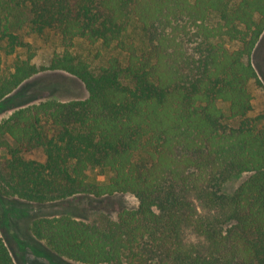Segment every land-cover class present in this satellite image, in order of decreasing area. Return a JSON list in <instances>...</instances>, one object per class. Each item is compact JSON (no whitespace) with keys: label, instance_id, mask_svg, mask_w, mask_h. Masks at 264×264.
Instances as JSON below:
<instances>
[{"label":"trees","instance_id":"1","mask_svg":"<svg viewBox=\"0 0 264 264\" xmlns=\"http://www.w3.org/2000/svg\"><path fill=\"white\" fill-rule=\"evenodd\" d=\"M24 26L57 34L63 50L0 66V101L47 71L76 76L88 96L21 106L0 123V192L139 200L116 218H37L38 239L88 264H264V117L249 115L264 0H0L7 55L30 46ZM78 38L122 56L96 73L75 53ZM34 150L44 158L27 157ZM91 168L110 171L108 181H92ZM242 173L233 194L222 192ZM0 264H16L1 232Z\"/></svg>","mask_w":264,"mask_h":264},{"label":"rangeland","instance_id":"2","mask_svg":"<svg viewBox=\"0 0 264 264\" xmlns=\"http://www.w3.org/2000/svg\"><path fill=\"white\" fill-rule=\"evenodd\" d=\"M141 27L134 23L128 33L129 40L141 43L144 33ZM22 37L29 47L18 50L14 55H7L0 48V66L7 69L15 61L16 55L28 57L34 52L33 61L47 63L51 57L63 50L61 39L53 32L38 35L24 26ZM75 53L87 60L97 73L106 65L111 55L122 52L115 48H107L101 43L91 44L85 39L78 38L73 47ZM252 62L258 72L259 81L250 83L253 109L249 115L264 117V34L253 50ZM88 96L83 81L65 71H47L38 73L25 80L9 96L0 101V123L8 118L17 108L48 99L70 100L82 99ZM226 111L228 106L223 104ZM235 122V121H234ZM27 157L42 159L41 150H34ZM111 172L100 173L98 169H89L88 175L92 181L107 182ZM250 173L234 175L227 179L222 192L233 194ZM138 198L131 193H117L102 197L91 195H77L65 200L50 203H36L17 197L5 196L0 192V232L8 244L16 264H88L70 259L51 249L44 240L38 239L31 230L33 221L40 217L68 214L79 219H92L97 215L106 214L116 218L124 208H137Z\"/></svg>","mask_w":264,"mask_h":264}]
</instances>
